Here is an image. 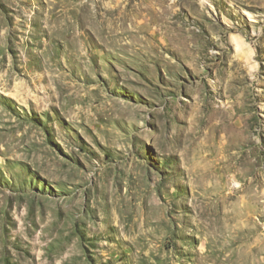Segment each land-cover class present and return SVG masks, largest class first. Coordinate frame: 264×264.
<instances>
[{
  "label": "rangeland",
  "instance_id": "obj_1",
  "mask_svg": "<svg viewBox=\"0 0 264 264\" xmlns=\"http://www.w3.org/2000/svg\"><path fill=\"white\" fill-rule=\"evenodd\" d=\"M0 264H264V0H0Z\"/></svg>",
  "mask_w": 264,
  "mask_h": 264
},
{
  "label": "bare ground",
  "instance_id": "obj_2",
  "mask_svg": "<svg viewBox=\"0 0 264 264\" xmlns=\"http://www.w3.org/2000/svg\"><path fill=\"white\" fill-rule=\"evenodd\" d=\"M243 49V48H242ZM244 50V49H243Z\"/></svg>",
  "mask_w": 264,
  "mask_h": 264
}]
</instances>
